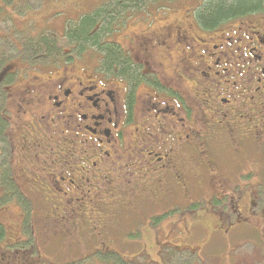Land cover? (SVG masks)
I'll list each match as a JSON object with an SVG mask.
<instances>
[{
  "label": "flooded vegetation",
  "instance_id": "1",
  "mask_svg": "<svg viewBox=\"0 0 264 264\" xmlns=\"http://www.w3.org/2000/svg\"><path fill=\"white\" fill-rule=\"evenodd\" d=\"M205 3L127 6L128 14L153 10L136 15L123 40L108 41L122 54L125 72L101 63L96 48L79 47L81 62L107 71L102 84L63 67L45 77L29 67L31 78L10 96L18 122L6 134L9 118L0 114V132L15 154L1 177L21 194L19 174L31 193L62 192L34 214V226L44 227L43 235L58 231L66 243L81 233L79 247L90 248L71 259L98 254L128 264L136 256L120 250L145 254L150 236L156 264H264V3L214 25L199 16ZM17 68L22 75L26 66ZM13 70L1 69L0 82ZM45 121L63 126L67 146L52 148L39 133ZM127 172L140 179L131 181ZM174 231L178 240L164 239ZM6 253L0 251V264L25 261Z\"/></svg>",
  "mask_w": 264,
  "mask_h": 264
},
{
  "label": "rangeland",
  "instance_id": "2",
  "mask_svg": "<svg viewBox=\"0 0 264 264\" xmlns=\"http://www.w3.org/2000/svg\"><path fill=\"white\" fill-rule=\"evenodd\" d=\"M105 1L106 0H0V61L2 64L4 63L2 69H6L7 71L14 69L12 76L7 77L10 78L7 79V83H0V90L3 94H0V114L9 118L4 121L6 122L4 126L5 134L10 130V127L15 126L18 122L17 118L12 113L14 112V104L11 103L10 96L12 93L19 92L22 89V83H24L26 79L31 78H26L25 73L28 71L29 67H40L44 77L56 76L63 67V72L66 71L68 74H74V76L79 77L80 80H82L81 77H90L89 79L94 80L96 83L102 82L101 75H106L107 71H103L102 68L98 67L95 69V72H93V70H91V62L88 63L86 60L85 62H81V52H77L79 51L77 50L79 47L74 46L69 50V41H67L64 31L76 25L83 15L92 13V10L96 7L103 3L105 7L111 4V2ZM148 10L152 11L153 8H148L144 11L134 10L130 14H128L127 11H124V14L121 13L118 19L122 16L125 17L126 13L127 17L114 26L117 30L107 35V41L123 40V36L128 34L133 27L129 28V26L132 25L131 23L134 22L132 19L135 18L136 15L137 17L141 15H150ZM130 15L131 17H129ZM158 15L159 14H155L152 18L154 19L156 17V21H159ZM67 26L69 27L66 28ZM38 39H40L41 42L37 41ZM47 39L50 41L47 44L48 46L43 45V42L45 40L47 41ZM51 39L54 40L51 41ZM34 42L36 49L29 51L28 46L33 45ZM26 48L28 51L24 52ZM68 50L70 52H67ZM90 50L95 52L93 49ZM67 53L73 54V56L77 58L76 61H66L63 55H67ZM82 60L84 59L82 58ZM8 65H13V67H9ZM86 65H88V67ZM18 66H26V69H22V75H20L19 68H17ZM47 66L49 67L48 70ZM30 72V76L35 74V70H31ZM83 81L85 80L83 79ZM6 84L9 86L8 88ZM120 86L123 87L122 82H120ZM43 124L44 127H42L39 133L49 141L54 150L69 144L68 139L70 136L64 137L65 132L63 131V126L61 127L59 125L51 128V126H53L52 121H49V123L45 121ZM5 134L3 135L2 132H0V166L3 167V173L0 175V183L7 185L3 181L5 179H2L1 176L9 175L10 169L8 164L10 162H15V154L14 148L8 143ZM57 136L60 137L61 140ZM50 144L46 146L48 147ZM79 147L80 149L81 147L85 149L86 143L80 144ZM102 149L106 151L109 147L104 146ZM89 158L94 159L92 155H90ZM95 159L98 160V158ZM49 160H51V157H49L48 160H43L46 161L43 166H46ZM119 160L126 161L125 158H119ZM125 169L127 170L128 168H122V170ZM133 170L135 169L133 168ZM20 175L21 174L17 175L18 178L16 179L21 186L20 189L23 190L25 194L12 190L11 185H8V190H5L3 186L0 185V192L2 193V199L0 201V222L5 232L4 238L0 240V251H6L8 256H21L26 261L18 260L21 264H124L108 263L106 262V257H99L101 255L98 254L71 259L82 256L84 250H89L90 248L88 245L85 246V244L84 248L79 247H83V243H78L77 241L82 239L81 233L79 232L74 234L75 236L72 237L71 243H66L64 239H62L61 233H57L58 231H55L57 235L54 233L51 234V236L46 233H44V235L40 233L42 232L41 229H43V231L46 229L44 227L38 228L34 226V214L43 208H47V203L49 201L60 200V198H62L60 197V193L62 192H58L54 196L52 195L53 189L49 192H43V194L45 193L44 195L31 193L27 190L29 187L27 183L20 179ZM124 176H128L131 181L140 179L138 176L130 174V172H127ZM36 179L37 180L33 178L31 184L37 188L38 185H40L39 183L43 180H41L40 177ZM41 185V188L45 189V185L42 183ZM21 217H23L21 224L24 226L19 228ZM150 231L152 232L151 229ZM10 232L13 233L12 237ZM17 236L23 241L20 243H13L15 242L13 241L14 238ZM165 238L167 241L174 239L178 240L175 236V231L169 237H164V239ZM149 239L152 238L149 236V238L143 239L145 240L143 244L147 246L145 254L149 253V258L144 256L145 254H137L140 249H134L135 247L128 252L120 250L122 255L136 256V258L128 264H151L147 262L150 259H152V264L157 263V256L154 253H156L158 248L156 247L154 250H151L153 243H151L152 241ZM176 240L174 243L178 244ZM180 256L186 257L187 253H181L179 257ZM38 258H40V260ZM180 261H182V259Z\"/></svg>",
  "mask_w": 264,
  "mask_h": 264
},
{
  "label": "trees",
  "instance_id": "3",
  "mask_svg": "<svg viewBox=\"0 0 264 264\" xmlns=\"http://www.w3.org/2000/svg\"><path fill=\"white\" fill-rule=\"evenodd\" d=\"M111 2L107 7L99 6L95 8L92 13L83 15L76 25L67 26L64 35L69 43L75 44L77 47L88 48L93 47L98 50L101 55L100 62L104 63L109 69L112 64L119 66V71L125 72L124 58L118 51V47L112 43H108L107 35L115 31L117 23H120L125 17L118 19L120 14H124L127 6L138 4L144 0H107ZM204 3V2H203ZM264 0H206L200 8V15L205 25H214L216 22L225 18L242 14L249 10H256L262 7ZM113 25V26H112ZM107 38V39H106ZM54 39H51L53 41ZM37 41L41 42L40 39ZM44 41V40H43ZM42 41V42H43ZM50 42L48 39L43 42L47 45ZM35 42L29 47V51L35 48ZM48 46V45H47ZM24 50V52H27ZM2 62L0 61V68L2 69ZM0 69V73H1ZM108 69V70H109ZM5 81L2 82V84ZM1 83V82H0ZM1 85V84H0ZM1 88V86H0ZM0 94H2L0 90ZM3 95V94H2ZM1 130V128H0ZM9 185V184H8ZM6 185L7 187H9ZM11 185V184H10ZM2 197H0L1 201ZM0 240L3 239L5 232L0 222ZM28 258V256H27ZM35 260V259H34ZM40 260V259H39Z\"/></svg>",
  "mask_w": 264,
  "mask_h": 264
},
{
  "label": "bare ground",
  "instance_id": "4",
  "mask_svg": "<svg viewBox=\"0 0 264 264\" xmlns=\"http://www.w3.org/2000/svg\"><path fill=\"white\" fill-rule=\"evenodd\" d=\"M143 98V97H142ZM222 108V107H221ZM143 129V128H142ZM146 133V132H145ZM220 133V132H219ZM144 134V133H143ZM225 134V133H224ZM228 137V136H227ZM220 138V137H219ZM228 142V141H227ZM206 143V142H205ZM213 143V142H212ZM252 153V152H251ZM186 157V156H185ZM185 168H186V166H185ZM224 168V167H223ZM167 169V168H166ZM143 173V172H142Z\"/></svg>",
  "mask_w": 264,
  "mask_h": 264
}]
</instances>
